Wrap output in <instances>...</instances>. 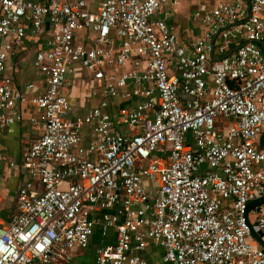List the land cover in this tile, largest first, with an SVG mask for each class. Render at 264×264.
Here are the masks:
<instances>
[{
	"label": "built area",
	"instance_id": "1",
	"mask_svg": "<svg viewBox=\"0 0 264 264\" xmlns=\"http://www.w3.org/2000/svg\"><path fill=\"white\" fill-rule=\"evenodd\" d=\"M177 3L0 0V129L21 120L23 105L38 130L22 156L16 213L0 220V264H69L96 224L116 238L88 264H148L149 241L163 263L264 264L251 235L255 225L264 238V203L245 213L264 196V0L196 7L205 29L188 44L155 18ZM27 32L44 35L32 60L41 94L6 74ZM75 66L102 97L70 115ZM15 166L7 160L2 180Z\"/></svg>",
	"mask_w": 264,
	"mask_h": 264
},
{
	"label": "crops",
	"instance_id": "2",
	"mask_svg": "<svg viewBox=\"0 0 264 264\" xmlns=\"http://www.w3.org/2000/svg\"><path fill=\"white\" fill-rule=\"evenodd\" d=\"M181 2L182 0H178L176 5H164L156 13L155 18L162 19L170 24L177 34L178 40L181 43L188 44V42L200 36L205 29V26L199 20L192 19V12L200 5L209 7L216 0H189L193 8L186 19L180 20L175 14H167L168 12L166 10L168 8H170L172 13L179 12L177 6ZM1 40L8 41V38H0V42ZM44 48V35L33 37L27 32L24 40L10 54L8 59L10 67L7 69L6 74L10 75L13 80V85L16 88L24 89L27 84H34L33 94H41L44 91L46 84L45 76L39 73L32 65L34 53ZM67 82L68 84L64 89V93L70 102V115L84 113L90 107L98 104L102 97V93L94 83L91 74L85 72L79 66L74 67L72 74L70 73L68 75ZM113 103L119 104L118 100H113ZM127 103L129 104V102ZM33 113L30 106L21 105V120L7 129H0V220L2 222H8L9 218L16 213V190L19 184L27 179V174L21 169V160L24 152H26L31 142L37 136V126L28 121L29 115ZM118 128L124 130L125 127L119 125ZM222 128H226V126H222ZM90 131L91 126H85L83 128V136L86 140L89 137ZM258 141L260 145V137ZM7 160L15 163L14 170L17 175L8 178V180H2L6 175ZM115 238V228H110L106 235H102L100 225L96 224L93 234L90 236L88 246L85 249H73L69 264H88L96 247L101 245L110 246L115 242ZM163 253L164 249L161 245L154 241H149L147 247L142 252V257L148 264H168L161 261ZM85 256L88 257L87 260L84 259Z\"/></svg>",
	"mask_w": 264,
	"mask_h": 264
},
{
	"label": "water",
	"instance_id": "3",
	"mask_svg": "<svg viewBox=\"0 0 264 264\" xmlns=\"http://www.w3.org/2000/svg\"><path fill=\"white\" fill-rule=\"evenodd\" d=\"M263 142H264V132L260 136V145L261 146H262ZM258 191H263L262 187L259 188ZM263 195H264V191H263ZM262 203H264V196L257 198V199H255V198L251 199L250 202L248 203V206L245 209V213L248 212L253 207H257ZM251 235L264 250V238L262 237V233L260 231H258V228L255 225H253L251 227Z\"/></svg>",
	"mask_w": 264,
	"mask_h": 264
},
{
	"label": "rangeland",
	"instance_id": "4",
	"mask_svg": "<svg viewBox=\"0 0 264 264\" xmlns=\"http://www.w3.org/2000/svg\"><path fill=\"white\" fill-rule=\"evenodd\" d=\"M177 8H179V12H177V13H172L171 12V10H170V8H168L167 10H166V12H168L167 14H175L178 18H180V20L181 19H186V18H188V16H189V13H190V11L192 10V4L189 2V0H182V2L177 6ZM165 12V13H166ZM166 14V15H167ZM219 123L220 124H222V123H224V121L223 120H220L219 119ZM253 218H251L250 217V220H252ZM253 221V220H252ZM84 259H88V257L87 256H85L84 257ZM158 264H162V263H158Z\"/></svg>",
	"mask_w": 264,
	"mask_h": 264
}]
</instances>
